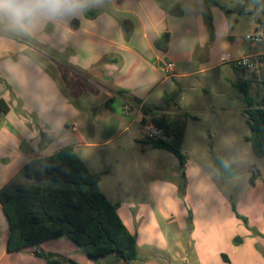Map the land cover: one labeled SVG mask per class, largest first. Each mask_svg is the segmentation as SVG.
<instances>
[{
    "label": "rangeland",
    "instance_id": "374dc122",
    "mask_svg": "<svg viewBox=\"0 0 264 264\" xmlns=\"http://www.w3.org/2000/svg\"><path fill=\"white\" fill-rule=\"evenodd\" d=\"M205 1L206 5L200 8L194 5L199 0H192L190 14L199 25V32H205L209 41L214 40L216 28L220 37L233 32L244 38L264 20L261 8L257 9L264 0ZM91 13L93 17H87L89 20L100 14ZM197 29L195 26L193 31ZM49 31L46 37L38 39L0 40V89L4 94L14 92L19 97L15 104L19 103L34 131L42 125L38 121L47 122L57 137L55 145L73 147L89 170L100 174L98 188L113 204L142 199L152 209L153 219L143 215L131 227L138 260L116 264H264V159L256 158L250 144L244 141L249 129L243 113V96L236 87L239 81L250 82L249 93L259 99L261 76L221 64L186 83H175L169 78L170 81L151 91L152 77L142 67L124 71V61L119 57L118 71L110 69L109 73L113 78L125 72L121 76L130 91H117L111 82L97 79L100 86H82L81 81L70 89L66 83L64 95L60 93L62 102L58 111L52 101L55 89L48 69L59 70L60 62L69 68L71 64L79 65L88 45L67 34L64 28L61 34ZM209 46L204 43L200 53H206ZM225 52L216 48L212 51L211 65L200 62L212 66L228 54ZM200 69L197 66L195 70ZM158 78L162 79L160 75ZM149 92L147 106H163L171 97L172 103L188 114L184 118L186 135L181 148L184 165L168 151L154 149L146 142L144 128L133 121L134 114L122 113V106L133 105L131 95ZM111 96L114 101L106 109L105 102ZM113 116L123 120L117 122ZM217 157L226 159L238 176L221 182L213 164ZM20 182L35 183L18 176L15 183ZM123 190L126 194L115 193ZM123 206L126 205L122 209ZM6 231L0 207V248ZM236 239L241 243H236ZM69 245L74 244L60 238L14 252V264H48L45 259L29 254L39 249L62 258L81 255L76 257L77 262L82 259L77 264H87L85 253L78 248L79 253L70 254ZM221 253L230 263L221 260Z\"/></svg>",
    "mask_w": 264,
    "mask_h": 264
},
{
    "label": "crops",
    "instance_id": "0c3cea01",
    "mask_svg": "<svg viewBox=\"0 0 264 264\" xmlns=\"http://www.w3.org/2000/svg\"><path fill=\"white\" fill-rule=\"evenodd\" d=\"M192 5V0H167L165 3L160 0H109L104 9L97 11L100 14L96 19L89 20L85 18L83 21H72V26L65 27L64 31L74 38H81V41L86 42L89 47L87 46L86 51L82 54V63H78L79 65L71 64L69 68L64 62H60L58 65L61 70L48 69V73L54 82L52 86L55 89L52 101L57 106L58 111L62 102L60 93L64 95L63 88L66 83L70 89H74L81 81L82 86L83 84H87V86L89 84L99 85L95 81L97 79L111 82L112 87L117 91H130V86L125 82V78H122L125 72H120L113 78L109 73L110 69L118 71L119 57L121 61H124V71H128L130 68L133 70L142 67L146 75L152 77V80L149 81L152 91L170 81L160 71V67L165 61H171L175 66L174 77L171 80L175 83H186L188 79L190 80L197 74L221 65L220 62H217L209 66L213 60L212 51L216 48L223 49V51H226L225 53L235 58L242 55H252L259 51L260 47L248 43L245 36L240 38L232 32L220 37L217 35V28L214 29V33L216 32L214 40L209 41L205 32L203 34L199 32V25L196 24V20L190 14ZM194 5L201 8L206 5V1L199 0L198 4ZM257 9H260V4L257 5ZM88 17L92 18L93 14L90 13ZM244 17L245 15L242 14L240 18L243 19ZM124 23L125 25H123ZM195 26L198 28L197 31H193ZM253 29H255V26ZM165 35L167 36L166 39L163 38ZM126 37L127 39H125ZM204 43H208L210 46L206 53L201 54L200 51ZM200 61H204L209 65L202 64ZM198 62L201 64H198ZM197 66L202 67V69L195 70ZM65 69L71 71L67 72ZM95 69L101 70L104 73V78L92 75L91 71ZM158 75L162 79H159ZM149 94L150 92L140 96L135 93L134 96L131 95L130 97L133 105L127 104L121 108L122 113L126 116L130 113L134 114L133 121L139 123L143 128L149 122L141 124L143 119L141 105H147L146 99ZM0 100L8 107L6 113L0 111V190L3 188L13 190L17 186L26 185L23 182H20V184L15 183L18 176H23L22 168L26 163L34 159L48 157L63 148L58 147L57 144L55 145L57 137L47 122L38 121L42 125L39 126L38 132L34 131L26 120L23 110L19 107V103L18 105L15 104L19 97L14 92L8 95L0 89ZM113 101L114 97H109L105 102V108L110 109V103ZM163 107L164 112L168 114L180 115L185 113L172 102L169 107L165 105ZM126 110L130 113L126 114ZM111 118L117 120V122L123 120L117 116ZM74 128L72 129L75 131L76 128ZM185 135L186 127L184 139ZM87 145L95 146L96 144ZM103 193L108 199L107 194ZM115 193L126 194V191ZM138 201L135 199L116 203L119 217L134 238L135 235L131 227L136 225L135 221L138 222L143 215L153 219L152 209L146 207L142 199ZM124 204L126 206H123L122 209ZM6 232L3 245L0 248V264H14L15 253L6 250L9 233L8 224ZM68 250H70V254L79 253L78 247L75 245H69ZM40 252H43L42 249L36 251V253ZM36 253L31 250L29 254L33 257ZM219 256L223 262L230 263L225 254L221 253ZM76 257H81V255L65 258V260L71 264L81 263L82 259L80 258L77 262L78 258ZM86 260L87 264H94L87 257ZM166 260L168 261V259ZM119 262L128 263L114 257H107L101 260L99 264H116Z\"/></svg>",
    "mask_w": 264,
    "mask_h": 264
},
{
    "label": "trees",
    "instance_id": "16d2710c",
    "mask_svg": "<svg viewBox=\"0 0 264 264\" xmlns=\"http://www.w3.org/2000/svg\"><path fill=\"white\" fill-rule=\"evenodd\" d=\"M250 82L239 81L237 89L245 104V123L249 134L244 138L256 158L264 159V74L258 82L261 96L249 93ZM168 97L165 106L169 107ZM0 111L8 107L0 100ZM143 119L162 129L163 137L147 140L154 149L166 150L181 165L185 120L188 114H168L163 106L141 105ZM22 174L34 184L20 185L13 190H0V207L8 224L7 252H20L39 244L67 238L81 249L90 262L99 264L107 257L123 262L138 260L136 240L111 203L98 188L100 174L92 173L72 147L63 148L43 158L29 161ZM48 264L66 263L52 253H36Z\"/></svg>",
    "mask_w": 264,
    "mask_h": 264
},
{
    "label": "clouds",
    "instance_id": "9594fccd",
    "mask_svg": "<svg viewBox=\"0 0 264 264\" xmlns=\"http://www.w3.org/2000/svg\"><path fill=\"white\" fill-rule=\"evenodd\" d=\"M109 0H0V40L38 39L104 9Z\"/></svg>",
    "mask_w": 264,
    "mask_h": 264
},
{
    "label": "built area",
    "instance_id": "2783aa9c",
    "mask_svg": "<svg viewBox=\"0 0 264 264\" xmlns=\"http://www.w3.org/2000/svg\"><path fill=\"white\" fill-rule=\"evenodd\" d=\"M262 15H264V3L260 6ZM245 40L253 45L259 46V51L252 55H242L240 57H232L230 54H224L220 57L221 64H231L233 67L241 71L248 72L254 76L264 74V20L259 22L252 33L245 35ZM175 66L173 63L165 61L160 67V71L165 78L174 77ZM126 114L130 111L126 110ZM75 129V128H74ZM145 139L157 140L163 137L162 129L156 128L151 124L144 126ZM256 174V171L253 173Z\"/></svg>",
    "mask_w": 264,
    "mask_h": 264
},
{
    "label": "water",
    "instance_id": "95a60500",
    "mask_svg": "<svg viewBox=\"0 0 264 264\" xmlns=\"http://www.w3.org/2000/svg\"><path fill=\"white\" fill-rule=\"evenodd\" d=\"M123 25H125V23ZM166 37L167 36L165 35L163 38L166 39ZM91 74L100 78H104V73L99 69H95L91 71ZM213 164L218 171L219 180L221 182L232 180L238 176V173L234 170L232 165L224 158L221 157L215 158ZM235 241L236 243H241L239 239H236Z\"/></svg>",
    "mask_w": 264,
    "mask_h": 264
}]
</instances>
